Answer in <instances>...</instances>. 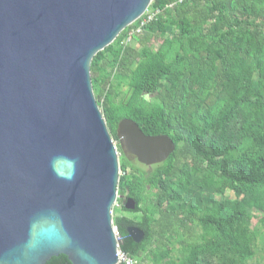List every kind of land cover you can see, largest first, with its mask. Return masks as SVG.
Returning <instances> with one entry per match:
<instances>
[{
    "label": "trees",
    "instance_id": "trees-1",
    "mask_svg": "<svg viewBox=\"0 0 264 264\" xmlns=\"http://www.w3.org/2000/svg\"><path fill=\"white\" fill-rule=\"evenodd\" d=\"M90 76L119 153L114 209L130 214L113 216L119 250L134 264H264V0H152L93 56ZM122 118L174 150L134 165L118 145Z\"/></svg>",
    "mask_w": 264,
    "mask_h": 264
},
{
    "label": "water",
    "instance_id": "water-1",
    "mask_svg": "<svg viewBox=\"0 0 264 264\" xmlns=\"http://www.w3.org/2000/svg\"><path fill=\"white\" fill-rule=\"evenodd\" d=\"M152 0H0V264H120L112 209L119 153L95 99L90 62ZM128 159L150 167L174 150L130 118ZM126 210L136 201L126 198ZM133 241L143 232L128 225Z\"/></svg>",
    "mask_w": 264,
    "mask_h": 264
},
{
    "label": "rangeland",
    "instance_id": "rangeland-1",
    "mask_svg": "<svg viewBox=\"0 0 264 264\" xmlns=\"http://www.w3.org/2000/svg\"><path fill=\"white\" fill-rule=\"evenodd\" d=\"M136 32H139V31L136 30ZM133 35L134 34H132V33L129 32L128 35H127V37L125 38L124 42H126L128 45H130L133 48H137L138 45H137V43H136ZM157 44L158 43L153 42L152 45L148 46L146 49H155L157 47ZM123 89H127V88L125 86H123ZM130 161L132 163H134V165H137L138 166V164H135V162H136L135 159H132ZM139 167L144 168V170H148L149 169L148 167L143 166V165H140ZM116 206H117V203H115L114 206H113V209H112V218H113L114 215H119L121 213V211H117V210L114 209ZM126 215L127 216H130V214H128V213ZM251 222H252V224H255L256 223V217H254ZM262 240H263V238L260 239L257 242V248L258 249H261L262 248ZM176 246H178V245H176Z\"/></svg>",
    "mask_w": 264,
    "mask_h": 264
},
{
    "label": "built area",
    "instance_id": "built-area-1",
    "mask_svg": "<svg viewBox=\"0 0 264 264\" xmlns=\"http://www.w3.org/2000/svg\"><path fill=\"white\" fill-rule=\"evenodd\" d=\"M154 14H155V12L148 14V17L147 18L150 19ZM119 256L122 258L121 263H124V264H134V261L132 259L127 258V257H124L121 253H119Z\"/></svg>",
    "mask_w": 264,
    "mask_h": 264
},
{
    "label": "flooded vegetation",
    "instance_id": "flooded-vegetation-1",
    "mask_svg": "<svg viewBox=\"0 0 264 264\" xmlns=\"http://www.w3.org/2000/svg\"><path fill=\"white\" fill-rule=\"evenodd\" d=\"M153 166V165H152ZM152 166H150V167H148L149 169L152 167ZM148 169V170H149ZM121 199H122V203L124 204V202H125V199H126V196H121ZM127 213H125L124 211H121V214H119V215H126ZM127 226H125V228H126Z\"/></svg>",
    "mask_w": 264,
    "mask_h": 264
}]
</instances>
